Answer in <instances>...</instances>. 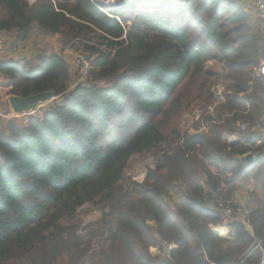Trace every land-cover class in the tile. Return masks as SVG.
I'll return each instance as SVG.
<instances>
[{"label":"trees","instance_id":"obj_1","mask_svg":"<svg viewBox=\"0 0 264 264\" xmlns=\"http://www.w3.org/2000/svg\"><path fill=\"white\" fill-rule=\"evenodd\" d=\"M254 20L236 0H187L179 14L0 0V35H60L92 62L82 78L59 53L0 62L10 95L61 94L43 116L0 130V264H264V200L231 225V241L212 229L222 221L215 194L232 201L242 179L264 186V144L253 132L264 43ZM196 103L209 111L182 133ZM248 153L258 158L245 163ZM145 154L154 166L144 181L127 177ZM87 204L101 216L83 226ZM256 239L262 248L249 253Z\"/></svg>","mask_w":264,"mask_h":264},{"label":"rangeland","instance_id":"obj_2","mask_svg":"<svg viewBox=\"0 0 264 264\" xmlns=\"http://www.w3.org/2000/svg\"><path fill=\"white\" fill-rule=\"evenodd\" d=\"M115 1L116 3L114 6L118 4L120 5L124 4L123 0H115ZM143 1L144 2L154 1V3L156 4L150 5L148 7L141 6L142 0H128L126 3L137 5L138 10L140 9L146 11L161 10L162 12H166V14L168 13L179 14L187 2V0H143ZM28 2L34 4L37 2V0H28ZM187 17H189V15ZM254 17L258 20H262L257 18L256 15H254ZM258 24H259L258 21H256V23L254 24L257 33L259 31ZM2 36H4L7 39L8 52L10 51L16 52L19 49L21 48L23 49V47L26 48L29 46V44H31L35 47L36 52H38L39 54L40 53L43 55H51L54 53L63 54L65 58H67V60L69 61V63L71 64L74 70L83 72L80 78H82L83 74H85L92 68V62H90L89 60H84L85 56L80 51H78L74 46L71 45L65 46L61 41L60 35H47L41 32H37L28 41L24 43L25 45H22L23 47H21V45L13 41L14 39L11 38L9 35L2 34ZM260 41H261V37H260ZM5 56H7V53ZM5 56L3 57V59L6 58ZM33 59L34 58H31L30 60ZM21 62L22 61H19L18 63ZM208 67L209 69L217 72H220L221 70L220 65L217 64L215 61H211ZM217 88L218 90H221L223 92V87L221 83L218 84ZM8 97L9 95H6V90L3 87H0V130H3L5 128L6 122H8L13 118H17V120L27 122L28 119L31 118L32 116H43L44 113L42 109L47 107L48 104L51 102L50 101L46 104H43L39 109L33 112L18 115V114H14L13 112H9V110H11V106ZM2 98L4 99V101L2 100ZM208 111L209 108L203 106L201 103H196L189 111H187L183 115L179 124L180 131L182 133L186 131H190V132L196 131V127L199 124V121L204 115H207ZM153 166H154V160L151 154L135 156L131 159L129 163V166L126 170V175L127 177H131L133 180H136L138 182H143L145 179L147 169ZM100 216H101V209L99 206L95 204H87L79 210L78 218L80 219V221L84 226V225H88L92 221L99 219ZM87 264H92V262L88 261Z\"/></svg>","mask_w":264,"mask_h":264},{"label":"crops","instance_id":"obj_3","mask_svg":"<svg viewBox=\"0 0 264 264\" xmlns=\"http://www.w3.org/2000/svg\"><path fill=\"white\" fill-rule=\"evenodd\" d=\"M236 2L243 7L245 11H247L248 14L251 15L253 19H256L254 17L255 12L252 4L250 3L249 0H236ZM256 21L259 22L258 27H259V36L261 37V42L264 43V20H258ZM16 43V39L13 38ZM21 47L22 45H25L24 43H19ZM14 52V51H13ZM12 51L8 52L7 51V56L6 58L2 59L0 62L3 61H23L26 59H31L35 58L38 55V52H36L35 47L31 44H29L28 47L23 49H19L18 51L13 53ZM264 61V59L262 60ZM261 61V62H262ZM0 87H3L6 90V95H9L8 99L10 98L9 91H10V84H9V79L6 75L2 74L0 72ZM4 101V99L2 98ZM9 112H13L12 108L9 110ZM14 113V112H13ZM15 114V113H14ZM253 132L255 133L256 137L259 138V144L263 145L264 144V109H263V116L261 117L260 122L253 128ZM236 139V137H234ZM239 198L248 208L249 207H254L257 206V201L259 200H264V186L261 185V183L257 182L255 178H251L248 180L242 179L240 182H237L236 188H235V193L232 198ZM212 229L219 233L220 236L227 240L231 241V231L232 227L231 225L225 224L222 221L217 224L212 226ZM151 252L154 256H164V253L160 251L158 248H152ZM263 255H264V250H263Z\"/></svg>","mask_w":264,"mask_h":264},{"label":"built area","instance_id":"obj_4","mask_svg":"<svg viewBox=\"0 0 264 264\" xmlns=\"http://www.w3.org/2000/svg\"><path fill=\"white\" fill-rule=\"evenodd\" d=\"M92 2V4L102 10L106 11V8L111 7L110 5L102 4L104 1L106 2H115V0H89ZM254 8V12L257 18L264 20V0H249ZM114 6V5H112ZM7 46L8 42L7 39L0 35V60L3 59V57L7 53ZM83 58V57H82ZM84 60H88L84 57ZM257 73L258 75L264 77V61L260 63V65L257 67ZM216 97L218 101H223L222 97V91L216 89ZM242 129H246L248 127L247 124L241 125ZM252 154V153H251ZM255 159L258 158V156L253 155ZM214 199L211 201L214 208L221 212L222 215V222L228 225H232L235 222H248L249 216H250V210L249 208L237 197L233 198L232 201H225L223 199H219L216 197V194L213 196ZM262 248L261 241L259 239H256L253 245L251 246L249 253L254 252L256 249ZM206 264H218L215 261H210L206 259Z\"/></svg>","mask_w":264,"mask_h":264},{"label":"water","instance_id":"obj_5","mask_svg":"<svg viewBox=\"0 0 264 264\" xmlns=\"http://www.w3.org/2000/svg\"><path fill=\"white\" fill-rule=\"evenodd\" d=\"M18 35L21 40L24 39V33H19ZM87 59H89V56H87ZM60 95V93L54 91H46L25 98L12 95L9 98V103L13 112L15 114L21 115L39 109L43 104L58 98ZM242 159L245 163H250L255 160L253 154L251 153L246 154Z\"/></svg>","mask_w":264,"mask_h":264},{"label":"bare ground","instance_id":"obj_6","mask_svg":"<svg viewBox=\"0 0 264 264\" xmlns=\"http://www.w3.org/2000/svg\"><path fill=\"white\" fill-rule=\"evenodd\" d=\"M128 0H123V3L124 4H128V3H126ZM131 2H133V1H131ZM130 3V2H129ZM102 4H106V5H110V6H112V5H115V2H112V1H110V2H106V1H104ZM156 3H154V1H152V2H144L143 0H142V5L141 6H150V5H155Z\"/></svg>","mask_w":264,"mask_h":264}]
</instances>
